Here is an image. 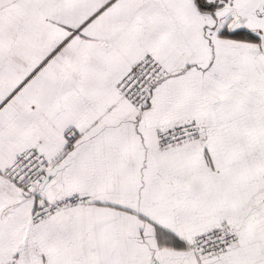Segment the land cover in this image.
<instances>
[{"label":"snow or ice","instance_id":"1","mask_svg":"<svg viewBox=\"0 0 264 264\" xmlns=\"http://www.w3.org/2000/svg\"><path fill=\"white\" fill-rule=\"evenodd\" d=\"M0 264H264V0H0Z\"/></svg>","mask_w":264,"mask_h":264}]
</instances>
